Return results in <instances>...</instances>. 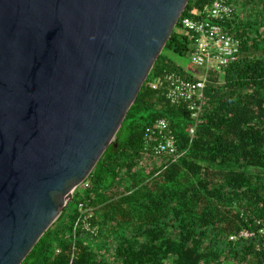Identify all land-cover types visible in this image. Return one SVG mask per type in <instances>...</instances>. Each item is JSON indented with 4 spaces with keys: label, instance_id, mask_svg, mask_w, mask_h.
<instances>
[{
    "label": "trees",
    "instance_id": "trees-1",
    "mask_svg": "<svg viewBox=\"0 0 264 264\" xmlns=\"http://www.w3.org/2000/svg\"><path fill=\"white\" fill-rule=\"evenodd\" d=\"M213 1L189 0L182 18H201ZM227 1L240 8L225 26L241 51L210 74L198 122L151 87L166 73L193 78L165 54L189 53L179 23L115 143L23 264H264V0ZM160 120L176 161L144 152Z\"/></svg>",
    "mask_w": 264,
    "mask_h": 264
},
{
    "label": "water",
    "instance_id": "water-1",
    "mask_svg": "<svg viewBox=\"0 0 264 264\" xmlns=\"http://www.w3.org/2000/svg\"><path fill=\"white\" fill-rule=\"evenodd\" d=\"M188 2L0 0V264H23L115 143Z\"/></svg>",
    "mask_w": 264,
    "mask_h": 264
},
{
    "label": "built area",
    "instance_id": "built-area-1",
    "mask_svg": "<svg viewBox=\"0 0 264 264\" xmlns=\"http://www.w3.org/2000/svg\"><path fill=\"white\" fill-rule=\"evenodd\" d=\"M235 8L227 0H214L207 6L199 19L185 17L180 19L181 28L192 34L189 53L192 62L203 68L200 77L185 78L178 73H166L151 84L154 90H163L167 100L174 105L186 104L193 121L198 122L205 100V89L211 73L222 72L238 60L241 41L225 26L235 15ZM178 23V24H179ZM194 135L195 127L191 129ZM144 152L155 158H167L176 161L181 157L177 141L165 120L156 122L147 128L144 135ZM84 218V227L91 230L89 219ZM76 229V228H75ZM239 237L248 238L243 232ZM232 237L231 240H235Z\"/></svg>",
    "mask_w": 264,
    "mask_h": 264
},
{
    "label": "rangeland",
    "instance_id": "rangeland-1",
    "mask_svg": "<svg viewBox=\"0 0 264 264\" xmlns=\"http://www.w3.org/2000/svg\"><path fill=\"white\" fill-rule=\"evenodd\" d=\"M234 8H235V12L237 11L240 12V8L238 6H234ZM165 54L176 65L180 66L187 75L198 78L203 73V68L197 67L196 65L193 64L190 53H188V55L184 57H179L171 51H166ZM81 187L82 186H80L79 188Z\"/></svg>",
    "mask_w": 264,
    "mask_h": 264
}]
</instances>
